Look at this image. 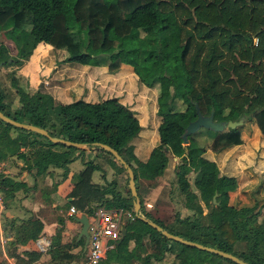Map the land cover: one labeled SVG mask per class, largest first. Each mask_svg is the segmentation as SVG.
<instances>
[{
    "label": "trees",
    "instance_id": "trees-1",
    "mask_svg": "<svg viewBox=\"0 0 264 264\" xmlns=\"http://www.w3.org/2000/svg\"><path fill=\"white\" fill-rule=\"evenodd\" d=\"M0 29H17L21 41L16 57L9 56L7 45L0 42V62L11 57V64L20 63L43 43L64 49V60L69 62L88 64L95 58L111 71L122 63L129 64L148 87L165 80L169 91H159L157 97L159 143L138 165L131 140L142 125L135 112L115 96L56 102L45 90L25 92L13 81L28 100L11 109L0 90V110L16 120L44 127L50 135L81 142L96 153L112 155L98 148L97 142L112 146L134 171L140 212L145 217L184 238L264 264V214L260 217L261 209L256 205L231 204L230 191L238 185L236 176L221 173L217 162L205 156L208 146L219 151L242 143L239 127L223 131L202 127L187 136V144L182 138L186 125L197 115L195 102L204 114L213 109L216 120L231 119L230 114L238 119L252 117L264 135V0H0ZM161 104L166 107L161 108ZM200 135L209 143L199 140ZM84 152V148L52 142L38 132L0 119V159L3 154H17L24 168L34 174L46 172L51 165L66 171L67 164ZM172 156L179 158L174 172L184 206L191 213L182 216L176 211L170 220H164L145 209L139 177L163 175ZM112 161L125 170L115 158ZM84 163L71 192L83 211L92 214L97 207L93 203H101L133 213L124 224L125 233L107 250L104 264H237L167 239L135 214L130 189L122 194L115 181L107 188L92 184L91 174L98 164L91 159ZM194 167L197 170L191 182L187 174ZM6 185L19 186L20 182L3 175L2 188ZM107 192L112 193L110 198L104 197ZM41 229L42 221L31 216L17 225L15 235L26 243L36 240ZM83 242L80 238L76 244L82 246ZM66 248L71 244L60 243L56 236L48 249L51 259L71 260L83 255ZM23 252L25 263L41 254L40 250ZM168 253L172 260L167 259Z\"/></svg>",
    "mask_w": 264,
    "mask_h": 264
},
{
    "label": "rangeland",
    "instance_id": "rangeland-1",
    "mask_svg": "<svg viewBox=\"0 0 264 264\" xmlns=\"http://www.w3.org/2000/svg\"><path fill=\"white\" fill-rule=\"evenodd\" d=\"M81 36L83 44L88 47L87 38L83 33ZM0 42L7 45L9 56H18V46L21 41L17 29L10 32L0 29ZM66 55L64 49L37 45L31 55L28 58L23 57L20 63L11 64V57H8V62L1 61L0 90L4 92L5 101L9 107L18 108L28 100L25 93H20V90L13 85V81L18 82L25 92L45 90L51 93L56 102H69L78 98L98 101L115 96L135 112L143 125L141 137L136 145L131 140L133 146L137 147V153L146 154L149 149L159 143L157 126L161 116L157 112L159 108L157 97L159 91L162 93L169 91L165 80L148 87L139 80L129 64L122 63L117 70L111 71L107 64L97 62L95 58L88 64H80L65 61ZM22 67H25V75L17 73ZM177 105L183 107L180 101H177ZM160 107L164 109L166 105L161 104ZM231 115L228 117L238 119ZM240 117L243 118V122L238 125L242 143L219 151H213L207 145L205 156L217 162L221 173L236 176L238 185L235 190L230 191L229 202L237 206L256 205V208L261 209V217L264 214V135L252 117L247 115ZM199 140L208 141L203 135L199 136ZM87 149L90 147L87 146L85 150ZM178 161L179 158L168 162L162 175L168 179V186L171 188L170 200L162 211L165 216L174 215L176 211H179L182 216L191 213V210L184 207V194L180 192L177 184L174 167ZM196 168H192L187 174L191 182L196 174ZM123 189L128 193V182ZM30 217L31 215L28 216ZM81 239L84 238L81 237ZM166 256L169 260L173 259L170 253Z\"/></svg>",
    "mask_w": 264,
    "mask_h": 264
},
{
    "label": "crops",
    "instance_id": "crops-1",
    "mask_svg": "<svg viewBox=\"0 0 264 264\" xmlns=\"http://www.w3.org/2000/svg\"><path fill=\"white\" fill-rule=\"evenodd\" d=\"M42 44L39 43L38 46ZM24 69L25 67H22L17 73L25 75ZM142 131L143 125L139 133L132 139L134 145L141 137ZM10 148L12 149V147ZM151 149L146 154H138L137 147L134 146L135 165L141 161L145 162ZM114 158L110 154L96 153L94 150L87 149L84 154H78L67 164L66 171L63 167L51 165L46 172L34 174L24 168L23 160L17 154H3L0 162L4 163V175L20 182V185L3 186L4 208L0 214V264H82L85 260V243L83 242L82 246L76 244L83 237L80 236L82 224L78 218L89 214L83 211V208L76 202L77 197L71 193L74 188L75 175L84 169L86 166L84 162L91 159L98 164V168L92 171L90 182L100 188H107L111 181H115L116 189L122 194H126L123 188L128 182V174L126 169L122 170L113 164L112 159L114 160ZM118 163L120 162L117 160ZM137 172L139 174L138 168ZM167 180L162 175L155 179L139 177V193L142 196L145 209L164 220H170L173 217V214L165 216L162 213L170 200V187ZM5 189L9 191L6 193ZM111 196L112 193L107 192L104 197L110 198ZM93 204L101 205V203ZM71 206L75 207V212L70 210ZM29 215L42 221V229L36 240L22 243L14 234L17 233V225L26 220ZM56 236L59 237L60 243L71 244V248H66V251L80 252L83 255L71 260H52L48 249ZM24 250H40L41 254L38 259L25 263L27 256L23 252ZM102 261L99 264H104ZM111 264L118 263L111 262Z\"/></svg>",
    "mask_w": 264,
    "mask_h": 264
},
{
    "label": "water",
    "instance_id": "water-1",
    "mask_svg": "<svg viewBox=\"0 0 264 264\" xmlns=\"http://www.w3.org/2000/svg\"><path fill=\"white\" fill-rule=\"evenodd\" d=\"M195 107H196V114L197 115L193 120H190L188 122V124L186 125V127L182 133V138H183L184 144L188 143L187 136L189 134L196 132L197 130H199L202 127L211 129L213 131H223L227 128H235L243 122L242 117H240L239 119H236V120H234V119L216 120L214 118V110L213 109L210 111L209 114H204V113H202V111L200 110V107L198 106V104L196 102H195ZM0 119L11 124V125H14V126H17L20 128H25L27 130H31L34 132H38V133L46 136L49 140H51L52 142H55V143H63V144H67V145H73V146H76L78 148H85L87 146L81 142L71 141L69 139H65V138H62L59 136L50 135L46 128L41 127V126L36 125V124H33V123L16 120L15 118L8 116L7 114L2 112L1 110H0ZM95 145L100 149L109 151L115 157V159H117L125 167L127 174H128L129 189L131 191V194L134 196L133 210H134L135 214L139 218H141V219L145 220L147 223H149L152 227H154L155 229L160 231L167 239L177 240L179 242H182V243H185V244H188V245H191V246H194V247H197V248L209 251V252L219 254L225 258H228V259L234 261L237 264H254V263H251V262L244 260L243 258L239 257L238 255L233 254L232 252H228V251L219 249L217 247L207 245V244H204V243H201L198 241L190 240V239L184 238L180 235L174 234V233L170 232L169 230H167L166 228H163L157 222L150 220L147 217H145L140 212V201H139V198L137 196L135 174H134L132 167L124 160V158L119 154V152L116 149H114L112 146H110L106 143H103V142H97ZM172 159L175 160L176 156H172ZM214 201H215V199H214ZM78 219L82 224V227L80 230V236L84 237V243H85L84 249H85L87 242H88L87 227H88L89 220H88V216L86 214L82 215ZM124 233H125V228H122V234H124Z\"/></svg>",
    "mask_w": 264,
    "mask_h": 264
},
{
    "label": "built area",
    "instance_id": "built-area-1",
    "mask_svg": "<svg viewBox=\"0 0 264 264\" xmlns=\"http://www.w3.org/2000/svg\"><path fill=\"white\" fill-rule=\"evenodd\" d=\"M4 169V163L0 162V214L4 208L2 188ZM70 210L76 211L74 206H71ZM88 216V242L85 248V260L82 264H99L105 258L107 250L113 247L114 241L121 237L122 228L132 214L120 207L99 205ZM40 246L44 249L43 245L40 244Z\"/></svg>",
    "mask_w": 264,
    "mask_h": 264
}]
</instances>
